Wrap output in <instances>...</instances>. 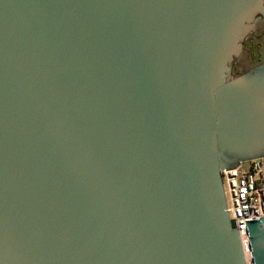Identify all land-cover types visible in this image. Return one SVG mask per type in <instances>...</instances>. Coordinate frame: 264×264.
Returning <instances> with one entry per match:
<instances>
[{"label": "water", "instance_id": "obj_1", "mask_svg": "<svg viewBox=\"0 0 264 264\" xmlns=\"http://www.w3.org/2000/svg\"><path fill=\"white\" fill-rule=\"evenodd\" d=\"M262 9L0 0V264H245L221 171L264 151L220 147L264 150V92L221 80Z\"/></svg>", "mask_w": 264, "mask_h": 264}, {"label": "built area", "instance_id": "obj_2", "mask_svg": "<svg viewBox=\"0 0 264 264\" xmlns=\"http://www.w3.org/2000/svg\"><path fill=\"white\" fill-rule=\"evenodd\" d=\"M238 164L221 171L226 211L239 233L245 264H253L245 222L264 217V157Z\"/></svg>", "mask_w": 264, "mask_h": 264}, {"label": "flooded vegetation", "instance_id": "obj_3", "mask_svg": "<svg viewBox=\"0 0 264 264\" xmlns=\"http://www.w3.org/2000/svg\"><path fill=\"white\" fill-rule=\"evenodd\" d=\"M249 26V27H248ZM251 30L250 22H247L239 30L235 40L225 57L223 72H222V87L227 89H245L253 85H258L262 93L264 92V68H258L246 73L239 72L238 69L239 58L245 47L247 34ZM262 95V94H261ZM264 95V93H263ZM262 102V101H261ZM221 153L227 159L229 165L237 162L240 159L249 158L253 155H260L264 150L252 151L249 149L236 148L229 145H221Z\"/></svg>", "mask_w": 264, "mask_h": 264}, {"label": "rangeland", "instance_id": "obj_4", "mask_svg": "<svg viewBox=\"0 0 264 264\" xmlns=\"http://www.w3.org/2000/svg\"><path fill=\"white\" fill-rule=\"evenodd\" d=\"M261 2L263 9L252 30L247 35L248 38L239 58L236 74L264 67V0H261Z\"/></svg>", "mask_w": 264, "mask_h": 264}]
</instances>
